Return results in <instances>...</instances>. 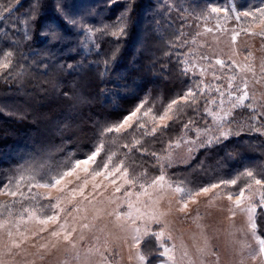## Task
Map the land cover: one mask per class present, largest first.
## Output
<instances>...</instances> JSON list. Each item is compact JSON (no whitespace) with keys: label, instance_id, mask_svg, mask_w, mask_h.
<instances>
[{"label":"trees","instance_id":"obj_1","mask_svg":"<svg viewBox=\"0 0 264 264\" xmlns=\"http://www.w3.org/2000/svg\"><path fill=\"white\" fill-rule=\"evenodd\" d=\"M261 5L262 0H0V59L4 52L13 53L12 66L0 71V187L27 165L55 164L70 156L84 159L99 142L103 127L120 122L143 101L159 113L189 87L204 88L207 77L202 73L216 74L217 69L202 59L196 38L188 40L186 30L190 25L195 32L205 26L244 29L251 17L236 20L232 9L243 12ZM206 6L229 9L228 18L221 12L197 19ZM122 14L125 35L113 37L110 32ZM256 38L255 50L253 46L240 52L243 58L251 52L260 64L264 38ZM190 60L203 64L204 71L192 69ZM231 64L225 61L223 68ZM213 79L198 93L196 106L186 107L168 129L146 137L143 147L164 155L170 140L193 139L195 128L210 126L204 108L221 83ZM253 114L247 107L235 109L228 125L234 133L198 146L187 164L166 165L167 177L192 189L239 177L223 195L238 193L250 182L241 175L247 170L264 179V135L252 130L264 127V118L253 121ZM189 119L194 123L185 134L183 125ZM133 134L129 130L105 138L106 151L117 152V162L127 153L123 144L130 143ZM126 166L133 175L147 170L149 179L160 174L157 160L142 150L129 153ZM4 196L0 202L14 199ZM256 223L264 237V211L259 208ZM141 246L145 254L158 250L151 237Z\"/></svg>","mask_w":264,"mask_h":264},{"label":"snow or ice","instance_id":"obj_2","mask_svg":"<svg viewBox=\"0 0 264 264\" xmlns=\"http://www.w3.org/2000/svg\"><path fill=\"white\" fill-rule=\"evenodd\" d=\"M221 12L227 19L229 9L206 6L201 10L197 19L206 20L211 14ZM232 12L235 13L236 20H240L241 17H251L249 27L241 31L251 36L264 38V0L260 7L243 12L233 8ZM117 21L110 35L119 38L125 35L124 15L118 17ZM71 23L76 22L71 21ZM204 30L209 33L213 31L212 28L206 26ZM241 31L232 30L230 40L233 45L236 44ZM182 35L183 33H180L176 39L179 40ZM236 54L234 48L233 55ZM12 57L13 53L10 51L3 53V59H0V71L12 66ZM202 59H207V57H202ZM244 59L247 62L243 64L232 60V64L245 75H242L241 86L235 92L232 91L233 81L237 77L235 75L229 77L228 102L230 106L225 109L224 92H220L219 111L205 107L204 111L213 117L215 128L210 126L203 129L195 128L197 140L186 139L185 136L170 140L164 155L149 152L143 147L146 137H155L158 133L168 129L172 123L181 119L186 107L197 105L198 93H203L208 87L205 85L201 88L200 84L195 86V90L189 87L184 94L172 99L159 113L154 111L153 107H146L147 101L141 102L120 122L103 127L99 133V142L84 159H74L70 156L67 160L55 164H30L21 168L18 176L9 178L7 183L0 187V193L14 198L0 202V264H21L16 258L22 255L33 257V259H25L23 264H36L37 260L43 261L52 250L60 246H63V252L67 257L61 264H73V262L91 264L93 258L96 257L99 259L95 261V264H113V257L119 256L120 253L110 246L108 237L112 233L105 232V229L101 228L99 231L104 233L103 243H101L100 235L93 236L95 243L92 246L83 248L81 243L86 239L85 230L91 231L94 227V223L85 222L88 220L86 215L88 206H91L97 214L103 211V209L96 208L97 204L110 208L107 215L113 216L119 229L129 234L122 237L123 244L130 253L127 257L129 264L133 261L135 264H205L209 257H214L215 264H219L220 258L212 250L203 230L201 232L202 245H194L195 256L190 253L183 242L179 250L175 243H169L173 237L168 231L167 217L174 211L186 217L189 216L190 203H199L198 197L201 196L209 197L208 203L214 204L216 199L221 197L224 188L237 185L239 177L192 189L184 182L171 181L166 175L165 165L170 167L175 160L172 149L196 144L200 137H205V139L199 143V146L205 147L232 135L231 127L225 125L231 124L235 109L242 107L252 109L254 114L251 119L253 121L264 118V112L255 111L257 104L250 95V82L247 75L251 74L256 84H264V60L260 63L259 75H257L253 54L248 52ZM216 63L223 66L225 61L217 59ZM187 71L188 68H184V72ZM203 71L204 69L201 68V72ZM250 100L253 102L246 103ZM208 103L216 104L217 101L213 99ZM193 123L194 121L189 119L183 125L185 134ZM129 130H133L134 134L130 143L123 144L127 153L117 162L118 153L106 151L105 138L110 134L119 137L128 133ZM252 130L261 131L262 129L253 127ZM133 150H142L155 158L160 167V174L149 179L147 170L136 175L130 173L126 160L127 155ZM192 151L190 147L187 149L189 156ZM102 153L105 155L98 162V157H101ZM241 175L248 177L250 182L241 187L238 193L228 191L224 194L229 201V206L222 210L228 212L229 220H233L238 212L246 218L247 232L244 229L237 230L245 237L237 241L243 257L240 264H244L245 258L251 259L254 264L256 261L264 264V237L258 234L259 226L256 223L257 209L264 211V179H258L251 170ZM24 187L27 191L23 190ZM41 188L49 191L33 192V189ZM52 189L56 190L55 196L50 191ZM97 197H103V199H97ZM40 199H46L48 203L41 204ZM69 205H72L70 211ZM81 213L85 215H80ZM96 218L97 216H93V221ZM200 219L201 216L197 210L193 222L198 228L203 229L199 223ZM152 224L163 226L159 231H154L151 228ZM249 235L257 247H253V244L248 242ZM150 237L157 241L158 250L155 254H145L141 246ZM29 248L35 249V252H30ZM244 253L246 257L243 256Z\"/></svg>","mask_w":264,"mask_h":264},{"label":"rangeland","instance_id":"obj_3","mask_svg":"<svg viewBox=\"0 0 264 264\" xmlns=\"http://www.w3.org/2000/svg\"><path fill=\"white\" fill-rule=\"evenodd\" d=\"M185 1H192V0H185ZM193 25H190L188 30H186V38L189 40L191 38H196V43L198 46L199 54L204 55L207 57V63L211 62V67L216 68V74L214 70L203 72L202 76L206 75L207 79L205 83L207 85L210 84V80L213 79L218 80L221 82L217 88H219L216 97L212 98L211 100L215 99L217 101L216 104H207V107H210L213 111H219V101L221 99L220 92H224L223 99L225 101L224 107L227 109L230 104L228 102V82L229 77L235 75L237 79L233 81V89L232 91H236L238 87L241 86V77L245 75L239 71L235 67V65L231 64L230 66H221L216 63L217 59H221L224 61H231L235 60L238 64L246 63L245 59L243 58V54L240 52L241 49L246 47H251L254 50L258 46V41L256 40V36H251L248 34V37L241 31L242 28L240 26H231V29H224L221 28L213 29L212 32H205V28L199 31H194ZM235 29L236 31H241V35L238 37L237 42L235 45L232 44L230 40L231 32ZM235 48L236 55H233V49ZM231 57V59H230ZM256 66L257 75H259V66L260 64L257 63L256 58L253 60ZM192 69L193 67L197 69L203 68V64L199 62L191 61ZM229 69V71H227ZM201 71V70H200ZM215 75V76H214ZM249 78V92L250 95L253 97L255 103L257 104L256 112H264V84H256L254 82V78L251 74H247ZM210 100V101H211ZM253 102V101H248ZM247 103V102H246ZM205 106V107H206ZM205 109V108H204ZM207 113V112H206ZM208 114V113H207ZM209 115V114H208ZM211 120L210 127L215 128L213 123V117L209 115ZM249 125V124H248ZM228 127V125H225ZM250 126V125H249ZM240 127V126H239ZM248 127V126H247ZM251 127V126H250ZM232 132L234 133V128H231ZM261 133L264 135V127H261ZM240 130V128H239ZM218 134V133H216ZM202 138V137H200ZM186 139H189L188 137ZM191 139V138H190ZM192 140H197V134L193 137ZM198 142L196 144H189L187 146H182L179 149H172L175 160L172 164H187L191 161L193 157V153L196 151L197 147L199 146ZM192 148L193 151L191 155H188L187 149ZM166 166V165H165ZM42 193H45L49 190L47 189H40ZM55 196L56 190H50ZM91 191V188H89ZM110 191V190H109ZM219 191V190H214ZM107 195V193L105 194ZM211 196V194H209ZM5 197L4 194L0 193V198ZM97 199H103V197H97ZM209 197L201 196L198 197L199 203L189 205V216H185L182 213L173 212L172 215L167 217L168 221V231L171 232L173 240L169 243H175L177 245V249L179 250L181 242L187 245L188 250L190 251L193 256H195V246L202 245V237L201 232L207 235L209 239V243L211 245L212 250L219 256V264H240L241 259L243 258L240 251H239V244L237 243L238 240L244 239L245 237L241 235L238 229H244L247 232V225L245 223V216L241 213H237L236 217L233 220L228 219V212L226 210L229 206V201L226 199L225 195H221L218 197L214 204L210 205L208 203ZM175 204V200L173 201ZM69 211L72 208V205L68 206ZM96 208L103 209L99 214L91 207L88 206V211L86 215L88 216V220L85 222H92L94 223V227L91 231L85 230L84 234L86 236L85 241L81 242L83 248H87L92 246L95 241L93 240L94 235L101 236V243H103L104 233H101L99 229L104 228L105 232L112 233L111 236L108 237L110 246L113 247L114 251L118 250L120 255L113 257V264H129L127 259L129 253L128 248L123 244L122 237L129 235L128 233L122 232L116 224L115 218L113 216H108L107 212L110 208H107L105 205L97 204ZM126 210V209H124ZM199 210L201 219L199 223L203 226V229L198 228L196 223L193 222V218L196 216V212ZM80 215H85V213H81ZM93 216H97V218L93 221ZM139 223V222H138ZM163 225H155L152 224L151 228L154 231H159L160 227ZM51 227V226H50ZM249 243L253 244V247H257L255 242L252 240V237L249 235L247 237ZM43 242V241H41ZM30 252H35V249L29 248ZM246 257V253L243 254ZM18 261L23 264L25 259H33V257L28 256H18L16 258ZM67 259L63 252V246H60L58 249L52 250V252L45 257L43 261L37 260L36 264H61L63 260ZM99 258H93L91 264H95V261ZM75 264V262H73ZM135 264V261L132 262ZM205 264H215V258L209 257L206 259ZM244 264H254L251 259H244ZM255 264H259V261H256Z\"/></svg>","mask_w":264,"mask_h":264}]
</instances>
